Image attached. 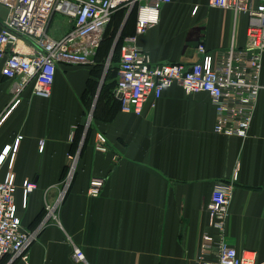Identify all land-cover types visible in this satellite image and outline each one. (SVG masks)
Listing matches in <instances>:
<instances>
[{
  "label": "crops",
  "instance_id": "1",
  "mask_svg": "<svg viewBox=\"0 0 264 264\" xmlns=\"http://www.w3.org/2000/svg\"><path fill=\"white\" fill-rule=\"evenodd\" d=\"M6 17L0 5V27ZM118 17L93 66L57 67L48 99L28 86L12 108V83L0 74L1 176L12 172L18 217L34 236L21 256L0 264H195L203 234L213 233L207 205L214 187L234 176L226 243L264 264V54L245 139L215 134L209 97L186 95L179 85L135 116L121 111L114 92L115 50L134 35L136 15ZM55 23L64 25L57 35ZM247 27L248 16L211 9L208 0H172L137 45L153 64L187 66L202 59L203 46L214 65L218 54L244 47ZM68 31V19L55 15L49 35ZM94 179L103 186L90 197ZM24 181L36 185L25 208Z\"/></svg>",
  "mask_w": 264,
  "mask_h": 264
},
{
  "label": "built area",
  "instance_id": "2",
  "mask_svg": "<svg viewBox=\"0 0 264 264\" xmlns=\"http://www.w3.org/2000/svg\"><path fill=\"white\" fill-rule=\"evenodd\" d=\"M171 1L0 0L7 10L0 27V74L12 83V108L19 104V97L28 86L34 96L50 98L59 65L93 66L113 14L121 9L128 12L136 9L134 35L122 38L119 47L114 95L121 111L140 116L149 101H153L150 106L154 108L165 89L179 85L186 95L204 93L209 97L215 113V134L247 138L261 90L264 0H208L211 9L248 16L244 47L218 54L216 64L213 65L203 46L197 48L202 59L189 66L153 64L150 55L138 47L137 38L159 24L161 7ZM57 14L69 21V31L60 39L48 33ZM3 162L0 158V262L18 258L34 240L18 217V190L12 172L6 171L1 176ZM235 181L234 176L231 182H219L214 187L207 205L213 233L203 234L195 264H257L253 254L238 253L226 243ZM102 186L103 180H92L88 195L97 197ZM35 189L32 182H23V208ZM213 250L215 259L209 260ZM73 257L78 262L84 259L80 250H75Z\"/></svg>",
  "mask_w": 264,
  "mask_h": 264
},
{
  "label": "trees",
  "instance_id": "3",
  "mask_svg": "<svg viewBox=\"0 0 264 264\" xmlns=\"http://www.w3.org/2000/svg\"><path fill=\"white\" fill-rule=\"evenodd\" d=\"M124 11H125L124 9H121V10H118L117 12H115V13L113 14L112 19H111V22H110L109 26L106 28V30H105V32H104L103 40H102V42H101V45H100L99 48L97 49L96 54H97L98 50L101 48V46H102L104 43H105L106 45H111V43H112V41H113V36L107 37V38L105 39V34H106V32H107V29H108L112 24L115 23V22H114L115 19H116V24H118L117 19L119 20V19L121 18V17H118V15H121ZM117 13H118V14H117ZM116 14H117V15H116ZM133 14L136 15V9H133V10L131 11V15H133ZM110 35H111V34H110ZM120 43H121V41L118 42V44H117V48H116V50H115V54L118 53V55H119V47H120ZM5 259H6V258H5ZM3 260H4V259H3Z\"/></svg>",
  "mask_w": 264,
  "mask_h": 264
},
{
  "label": "rangeland",
  "instance_id": "4",
  "mask_svg": "<svg viewBox=\"0 0 264 264\" xmlns=\"http://www.w3.org/2000/svg\"><path fill=\"white\" fill-rule=\"evenodd\" d=\"M131 16H134V14L133 15H131ZM132 18V17H131ZM120 21V20H119ZM56 24V23H55ZM62 24H56V25H54L53 27H52V34L53 35H57V34H59V30L58 29H60V27L62 28V26H63V29H64V25H62ZM119 26V25H118ZM118 26H115V24H114V26H113V24L107 29V32H106V34H105V39L107 38V35L110 33V29L113 27L114 28V31H117V29H118Z\"/></svg>",
  "mask_w": 264,
  "mask_h": 264
},
{
  "label": "water",
  "instance_id": "5",
  "mask_svg": "<svg viewBox=\"0 0 264 264\" xmlns=\"http://www.w3.org/2000/svg\"><path fill=\"white\" fill-rule=\"evenodd\" d=\"M131 11H132V10H130L129 13H131ZM116 44H117V40L115 41L114 48H115ZM114 48H113V49H114Z\"/></svg>",
  "mask_w": 264,
  "mask_h": 264
}]
</instances>
